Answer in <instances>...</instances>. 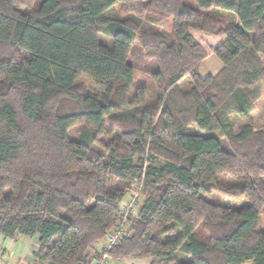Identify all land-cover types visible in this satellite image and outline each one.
<instances>
[{
    "label": "trees",
    "instance_id": "1",
    "mask_svg": "<svg viewBox=\"0 0 264 264\" xmlns=\"http://www.w3.org/2000/svg\"><path fill=\"white\" fill-rule=\"evenodd\" d=\"M192 1L0 0V238H36L46 264H92L142 180L112 260L264 264V132L226 127L230 106L246 117L259 97L264 0ZM148 12L170 17V32L138 18ZM191 30L224 37L216 76L200 77L208 55ZM136 50L149 102L146 88L130 90ZM78 125L92 130L71 140Z\"/></svg>",
    "mask_w": 264,
    "mask_h": 264
},
{
    "label": "rangeland",
    "instance_id": "2",
    "mask_svg": "<svg viewBox=\"0 0 264 264\" xmlns=\"http://www.w3.org/2000/svg\"><path fill=\"white\" fill-rule=\"evenodd\" d=\"M188 5H191L193 3L192 0H185ZM121 10L120 5L116 6L114 8V11L112 13H109L110 17L114 16H122L121 13L119 14V11ZM207 14L220 19L223 23H237V19L233 13L223 11L218 8H212L208 11H206ZM165 15V14H164ZM142 17V18H141ZM160 14H157L155 12H148L147 14L144 13V15L138 17L141 18L142 22L146 25L153 26L154 28H158L161 31L165 33H169L172 25V19L170 17H166ZM160 24V25H159ZM191 35L193 36L194 40L203 47V49L206 51L209 60H212V49L217 46L224 37H214V36H208L204 35L200 32L191 30ZM216 59V58H213ZM263 65H264V56H261ZM146 58L142 53H140L138 50L132 52L129 55L128 62L134 67L135 73H134V80L132 85L130 86L131 92L135 93L140 88H146L147 96H148V102L152 99L155 100L156 98V89L154 84L152 83L150 77L143 71L145 64H146ZM205 60L204 64L202 63V71L208 67ZM218 70L213 71L212 75L214 76ZM208 76L207 74H204V76ZM205 76V77H206ZM187 79L183 80V82L180 83V87L182 89L187 88L186 87ZM256 91L259 94L258 99L254 102V106L252 111L246 116H241L237 110L236 107L230 106L229 107V114H228V120L226 122V127L229 132L232 134L236 133L242 126L245 124H250L254 130L264 132V78L256 84L254 87ZM106 127L110 128L108 120H106ZM91 128L86 127L85 125H78L75 127H72L68 130V136L71 140L77 141L80 137V135L85 131H90ZM199 134L204 135V131L195 129ZM138 159V157L136 158ZM135 159V160H136ZM144 161L146 164H149L150 158L146 154L144 156ZM161 161H157L156 166L161 165ZM223 180H228L227 178H223ZM134 184V183H133ZM134 189V187H133ZM131 194V191L124 197L125 201H128L129 196ZM145 197L140 196L138 198V205L140 206L142 202L144 201ZM210 202L221 204L225 206L230 207H239L244 204L241 200L231 199L227 196H223L220 194H212L211 197L207 198ZM38 248L37 240L36 238L30 239L23 236H16L14 239H4L0 238V264H46L43 262H40L34 255ZM128 261H118V260H112L111 258L108 259V261H105V264H149L151 259L149 258H140V259H127ZM95 261L92 264H96Z\"/></svg>",
    "mask_w": 264,
    "mask_h": 264
},
{
    "label": "built area",
    "instance_id": "3",
    "mask_svg": "<svg viewBox=\"0 0 264 264\" xmlns=\"http://www.w3.org/2000/svg\"><path fill=\"white\" fill-rule=\"evenodd\" d=\"M143 181H135L133 184L134 189L132 188L131 194L129 196L128 201H125L124 198L120 202L119 209L123 214V221L119 224V226L110 231L104 241L101 244V258L96 264H105V261L110 258L109 251L117 245L125 235L126 232V219L129 216L137 217L139 205L138 198L141 196V190L143 186Z\"/></svg>",
    "mask_w": 264,
    "mask_h": 264
},
{
    "label": "crops",
    "instance_id": "4",
    "mask_svg": "<svg viewBox=\"0 0 264 264\" xmlns=\"http://www.w3.org/2000/svg\"><path fill=\"white\" fill-rule=\"evenodd\" d=\"M208 57V56H207ZM213 58H216L215 56H213V54H212V60L211 61H208L209 60V58H206L205 60H207L208 62H206L208 65V67L205 69V71L203 70L202 71V66H200V68H199V75H200V77L201 78H207V77H209V76H211V77H214V76H216L222 69H223V64L216 58V59H213ZM205 62V61H204ZM204 62H203V64H204ZM216 70H218L217 72H216V74L213 76L212 75V72L213 71H216ZM204 74H207L208 76H204ZM118 261H128L127 259H122V260H118Z\"/></svg>",
    "mask_w": 264,
    "mask_h": 264
}]
</instances>
